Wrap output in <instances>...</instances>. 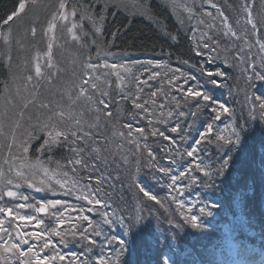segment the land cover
Instances as JSON below:
<instances>
[{
    "label": "trees",
    "instance_id": "obj_1",
    "mask_svg": "<svg viewBox=\"0 0 264 264\" xmlns=\"http://www.w3.org/2000/svg\"><path fill=\"white\" fill-rule=\"evenodd\" d=\"M104 1L108 10L97 39L109 54L119 56L116 65L120 59L123 64L155 63L158 68L167 63V73L151 79L150 70L144 66L139 72L135 64L138 75L132 74L133 80L122 91L115 82L108 86L105 81L103 96L97 94L88 107L84 105L85 120L78 117L79 136L70 144L43 154L36 151L40 142L33 144L27 163L39 160L42 169L51 173L55 188L37 191L27 179H19L23 184L18 185L19 181L6 176L1 183L8 185L7 190L0 186V193H17L5 196L10 205L24 202L23 196L33 204L39 200L60 203L49 214L36 215L32 207L30 212L19 209V215L25 211L23 216L42 221L39 226L35 220L25 225L3 214L2 228L11 235L0 232V264H37V257L43 261L57 254L65 259L50 264H209L217 226L226 219V212L235 216L238 210L253 232V243L264 239L262 19L254 17L255 32L249 33L247 52L235 63L225 53H217L219 57L204 53L160 0H150L147 10L133 17L125 6ZM17 3L0 0V93L10 77L3 35L15 19L3 23L16 11ZM237 17L226 20L235 36L226 35L217 22L223 48L233 40L242 42L236 35L237 20L241 22ZM13 41L16 55L20 44ZM189 88L211 99L189 96ZM194 149L189 157L187 153ZM83 195L101 203H89ZM4 201L0 200V206ZM192 216L197 217V227ZM17 231L21 235L40 232L45 239L27 235L24 244ZM48 238L52 243L43 248ZM13 244L18 247L11 248ZM184 253L188 259L181 257ZM193 256L196 259L191 262Z\"/></svg>",
    "mask_w": 264,
    "mask_h": 264
},
{
    "label": "rangeland",
    "instance_id": "obj_2",
    "mask_svg": "<svg viewBox=\"0 0 264 264\" xmlns=\"http://www.w3.org/2000/svg\"><path fill=\"white\" fill-rule=\"evenodd\" d=\"M107 1L120 8L125 6V11L132 17L137 16L135 12L147 10V2H150V0ZM160 1L182 24L181 27L193 36L195 43L204 53L213 54L214 57H219L217 53H225L226 58L231 56L235 63L243 59L246 54L248 48L246 44L250 39L249 33L253 29L248 23V11L245 9L251 12L253 22L256 15L264 22V0ZM21 2L22 0H18L16 11ZM23 2L25 3L24 11L13 18L15 23L3 35V50L9 64L10 77L0 93V155L3 156V161L0 163V186H2L1 181L9 176L10 179H14L13 182H18L21 178L27 179L31 181L32 188L41 187L42 190L52 192L51 189L55 187L51 180V173L42 169L39 160L27 163L33 144L40 142L36 151L41 154L59 146L63 147V143L70 144L73 137L79 136L75 131L77 119L85 120L84 105L88 107L97 94L102 95L101 92L106 88L105 81L108 82V86H111V82H115L116 89L123 90L125 84L133 80L131 75L135 77L138 75L137 67L138 71H141L145 66L147 70H150L147 76L155 79L167 73L168 65L166 63L158 68L154 66L155 63L154 65L149 63L141 65L135 62L138 64L136 67L135 64H123L120 58L116 65L114 60L119 56L109 54L102 47L99 37L97 39L100 27L104 23L103 14L108 10L106 9L107 2L104 0H23ZM62 2L65 4L63 11L69 14L67 20L59 18L62 11L59 5ZM100 3L103 5L101 6ZM95 5L101 7L97 9ZM73 12L75 15H71ZM236 14L241 24L237 20L235 27L238 32L242 31V34L236 31V35L241 37L242 42L238 43L237 40H233L232 45L223 48L217 35L220 31V25L217 22L227 32L225 25H230L224 21V18L236 17ZM54 15L57 17L55 21H53ZM12 21L4 22L3 25H8ZM50 22L55 23V28L48 31ZM74 24L75 28H73ZM238 24H240L239 28ZM22 27L25 30L21 37H18ZM33 29H35L34 34ZM69 29L72 31L70 32ZM252 31L255 32V29ZM73 33L78 39H73ZM14 38L16 43L20 44L21 50L16 55L14 54L16 50L13 43ZM27 38H30L32 42ZM50 43L52 45L51 63H49L48 56ZM37 64L40 65V75L36 74ZM108 65L117 67L109 68ZM93 84L96 85L95 88L92 87ZM82 89L85 90L84 94H81ZM57 132L63 135L57 136L56 141L53 142L49 133L54 135ZM4 151H7L9 155H5ZM18 172L22 175H17ZM17 184L23 183L19 181ZM25 185L30 186V184ZM7 186H2L1 190L2 188L7 190ZM32 188L29 189L31 193H33ZM37 191H41L40 188ZM5 196L7 193H0L2 202ZM27 199H22L24 202L20 201L18 205L33 206L34 213L37 215L38 212L35 209L43 203L49 206L48 211L41 214L50 213L52 205L49 202L51 201L39 200L33 204L25 202L28 201ZM6 202L4 201L0 208H11L13 215L9 217L6 212L1 213L0 220H3L1 218L3 214L6 219L23 216L25 211L19 215L17 204L10 205L11 203L7 200ZM30 208L25 207L20 211L25 209L26 212H30ZM3 226L4 224L0 225V228ZM186 254L184 253L181 257L188 259L189 255ZM195 259L196 256H193L190 261L193 262Z\"/></svg>",
    "mask_w": 264,
    "mask_h": 264
},
{
    "label": "snow or ice",
    "instance_id": "obj_3",
    "mask_svg": "<svg viewBox=\"0 0 264 264\" xmlns=\"http://www.w3.org/2000/svg\"><path fill=\"white\" fill-rule=\"evenodd\" d=\"M59 7H60V9L62 10V11L60 12V14H59V18H60L61 20H67L69 14L63 11V9H65V4L62 2V3L59 5ZM213 7H215V5H213ZM24 9H25V3H24L23 0H22V2L19 4V8H18V10H17L16 12H13L11 15H9V16L7 17V20L5 21V23H8L9 21H12L13 18H14L15 16L19 15V13L23 12ZM245 11H248V17H249V18H248V23L252 25L253 29H255L256 25H255V23H254L253 20H252L251 12H250L247 8L245 9ZM71 15H75V12L71 13ZM221 15H222V13H221ZM56 18H57V17L54 15V16H53V21H55ZM224 19H225V21L227 20L226 17H225ZM225 26L228 28V31H227L225 34L227 35L228 33H231L233 36H235V33L232 32L231 28H230L227 24H226ZM75 27H76V26H75V24H74V25H73V28H75ZM54 28H55V23L50 22V24H49V28H48V31H51V30L54 29ZM69 31L71 32L72 29H69ZM97 31H99V29H97ZM34 33H35V29H33V34H34ZM173 38H175V37H173ZM73 39H78V37H76L74 33H73ZM51 47H52V45H51V43H50V44L48 45V48H49V52H48L49 63H51ZM261 47L264 48V44H262ZM89 67H92L93 69L95 68V66H92V65H89ZM111 67H112V68H116L117 66H116V65H112ZM40 73H41L40 65L37 64V65H36V74H37V75H40ZM208 75L211 76L212 73H208ZM216 75H222V73H216ZM29 79H31V77H29ZM189 79H191V77H190ZM92 87L95 88L96 85L93 84ZM84 91H85V90L82 89V90H81V94H84ZM187 95L192 96V97H201V96H202V97H203V100H205V101H209V100L211 99V97L208 96L207 94L202 93V92H200V91H194V90L191 89V88L188 89ZM262 106H264V105H262ZM136 107H142V105H136ZM221 108H223L224 111H227V109L224 108L223 105H221ZM169 115H170V114H169ZM176 130H177V129H175V128L172 129V131H176ZM211 130H212V127H211V125H209V126H208V131L211 132ZM136 131L139 132V133H141V134L143 133V129H136ZM156 134H157L156 131H154V132L152 133V135H156ZM49 135L52 136V141L55 142V141H56V137H57V136H60V135H63V133H61V132H57V133H55L54 135H53L52 133H49ZM129 135H131V132L129 133ZM161 135H163V134L161 133ZM202 135H203V134H202ZM46 143H47V142H46ZM196 143L199 144L200 141H197ZM24 150L27 151V149H24ZM194 151H195V149H194L193 151L188 152L187 155H188L189 157H192L193 154H194ZM76 163L79 164L80 161H76ZM196 166L199 167V165H196ZM160 171H161V172H164L165 174H167V169H163V168H162ZM17 175H22V173H19V172H18ZM183 175H184V173H181V176H183ZM172 180H173V182H175V181L177 180V178H176L175 176H173V177H172ZM9 183H10V181H9ZM58 183H59V181H58ZM141 191H143V189H141ZM144 194H145V196L149 195L147 192H145ZM7 196H8V197H16V196H17V193H16V192H13V191H8V192H7ZM22 199L26 200L27 197H22ZM83 199L88 200L89 203H93V202H94L95 204H100V203H101V201L98 200V199H96V200H94V201L91 200V199H89V195H83ZM151 199L155 200L156 197H155V196H152ZM49 203L54 207L55 204H59L60 202H59V201H56V202H54V203H53V202H49ZM48 206H49V205H46V204L41 203V206H40L39 208H36L35 211L38 212V213H46V212L48 211ZM25 207H33V206H28V205H26V204H20V205L18 206L19 209H23V208H25ZM201 211H203V209H202ZM4 212H6L7 215H8L9 217H12V215H13V210H12L11 208H8V209L0 208V213H4ZM15 219H17L18 221L23 222L25 225H27V224H31V223L33 222L34 217H33V216H17V217H15ZM83 219L87 220V217H83ZM190 220H191L192 225H193L194 227H197V226H198V224H197V217L192 216V217H190ZM41 223H42V221H40V220H35V224H36V226H39ZM3 224H4V221H3V220H0V225H3ZM0 232H3L5 235H11L10 233L7 232V229H4V228H0ZM55 234H56V235H61L60 232H56ZM16 235L20 238L21 242L24 243V244H27V243H28V240L25 239V236H27V235H31L32 237H34V238L37 239V240L45 239V235L42 234V233H40V232H32V233H30V234L25 233V234L21 235V233H20L19 231H17ZM51 243H52V242H51V239L48 238V239H46V242L42 245V247H43V248H48V247L51 245ZM17 247H18V245H16V244L11 245V248H17ZM11 248H6V250H11ZM31 251H32V249H29V252H31ZM33 255H36V253H33ZM55 259L64 260L65 257H64V256H60V255H58V254H57V255H54L53 257H47V256H46V257L43 258V261H41V260L39 259V257H37V264H50V261L55 260Z\"/></svg>",
    "mask_w": 264,
    "mask_h": 264
},
{
    "label": "clouds",
    "instance_id": "obj_4",
    "mask_svg": "<svg viewBox=\"0 0 264 264\" xmlns=\"http://www.w3.org/2000/svg\"><path fill=\"white\" fill-rule=\"evenodd\" d=\"M225 215L208 251L209 264H264V239L253 243V232L241 211Z\"/></svg>",
    "mask_w": 264,
    "mask_h": 264
}]
</instances>
